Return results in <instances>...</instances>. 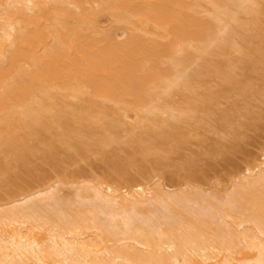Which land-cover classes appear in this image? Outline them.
<instances>
[{
  "label": "bare ground",
  "instance_id": "1",
  "mask_svg": "<svg viewBox=\"0 0 264 264\" xmlns=\"http://www.w3.org/2000/svg\"><path fill=\"white\" fill-rule=\"evenodd\" d=\"M263 16L264 0H0V178L36 151L48 158L65 145L71 156L96 145L107 156L115 144L135 153L154 144L140 145L149 123L157 142L180 134V121L202 123L217 94L196 85L211 66L218 95L251 96L232 53L264 68ZM218 53L228 56L211 58ZM221 119L228 126L231 113ZM123 123L132 134L124 139ZM259 146L222 194L177 190L156 169L118 183L64 177L21 187L0 198V264H264ZM71 182L74 199L60 194Z\"/></svg>",
  "mask_w": 264,
  "mask_h": 264
},
{
  "label": "rangeland",
  "instance_id": "2",
  "mask_svg": "<svg viewBox=\"0 0 264 264\" xmlns=\"http://www.w3.org/2000/svg\"><path fill=\"white\" fill-rule=\"evenodd\" d=\"M105 18L107 19V21L105 20ZM101 20L103 22V23L101 22V24L106 25L105 28H107V25H109L111 22L107 17H104V19ZM260 24L262 27L261 31L264 34V16L262 17ZM114 26L115 28L119 29L116 30L117 33L118 32L121 33L123 31L121 27L120 28L119 26L116 27L117 26L116 24H114ZM253 32L254 31L252 30L249 33H253ZM122 34H119L120 37ZM226 56L228 55L226 54ZM226 56L224 54L222 55L218 53L216 56L213 57L210 56V57L211 58L215 57V59L221 60V59H226ZM232 57H234V59L236 60L235 62L238 65L237 69L235 70L239 74L247 73L249 74L248 76H250L249 81L246 80L245 81L251 84L249 85L251 86L250 89L251 90L253 89L252 90L253 92L251 91L253 93V94L251 93V96L245 98L243 95L237 92L238 89L236 88H235V92H230V95L228 94V96L226 93H223L226 94L225 96L223 94L218 95L217 91L219 90L218 88H220L219 87L220 82L222 83V81L220 80V78H218L219 76L213 72L214 69L213 71L210 70L211 67L213 68V66H211L209 67L208 71H206L208 73L205 72L206 74L205 75L203 74V76H201L202 79L200 78V80L203 81L200 83L197 82L198 85H196V87L200 86V90L202 92L199 91L198 89L199 87L197 88L198 89L197 91L200 93H206L210 89L213 91L215 95L217 94L216 99L212 104V107H210V109H204L205 107L204 106L203 110L199 111L200 114L198 112V114L204 119L202 123L199 124L195 123L194 125V122L193 124H191L192 121H188V123L185 121L184 122L180 121L178 123L179 125H177L178 127L180 126L179 127L181 129L180 131H182L180 132V134L170 135L173 136V138L169 136L167 137L169 139L164 138L165 140H163V138H158L160 139V142H157V140L154 138L155 133L150 128L152 126L149 125L150 124L149 122L148 125L145 122L146 124L144 123V125H147L149 127L147 131L145 130L147 127L144 128V130L146 131L145 135L144 133L142 134L143 129L139 130L140 131L138 132L139 137H141L140 133L145 137V139L142 137L143 141H145L144 143L141 144V141L139 140L140 145L142 146L145 143H147L148 145L149 144L151 145L152 143L154 144L157 143L156 147L154 146V144L150 146V148L155 147V152L153 148H152L153 150L150 149L149 146H147L146 144H145V148H147V150L144 148H142L144 150H141V148L139 149L138 146L137 149L139 150H136L135 153L131 151L132 150L131 148L114 149V147H118L115 144L114 146H107L106 150L111 151V153H109L107 156L101 155L100 152L97 151V148L95 149L96 145L92 146V148L94 147L93 149L85 150L80 154L77 152H72L73 150H71L70 152L71 156H69L67 151L65 150L66 149L65 145L62 146L65 148H61L59 146L60 149H58L59 151L57 152V154L55 153V155L52 157L47 156L48 158H45V156L42 155L43 153L39 154L42 151L41 152L36 151L37 153L36 155L30 156L29 162H27L29 163L28 166L25 164L26 167L25 165L22 167L18 164V162L20 163L21 161H18L17 163H15L17 165H14V167L11 168L12 170H10V174L13 173V176L10 177V179H5L7 177H5L4 179L0 178V198H2V200L7 199L9 196H11L13 191H18V190L21 191L22 188L24 189L25 187H26L25 189H27L28 187H35L38 184H43L42 182L44 181L45 183H47L46 181H48L49 179L51 182L52 179L54 180L64 177L77 179L79 177L78 178L79 180L85 179L86 181L88 179L90 180V182H92L91 181L92 179L114 180L117 178L118 180H114V181H117L116 183H118V181L119 182L122 181V180L120 181L119 179L120 177L121 179L125 177L124 178L125 180H127L126 178H128L129 176L131 177V175L133 177H136L135 175L136 174L138 175L140 171L143 169L152 172L154 169H156V172L157 171H161V173L164 172L165 175L164 182L166 181L167 184H171V186L173 185L174 188L177 190L186 188L185 185L188 184L194 190H197L199 188L201 189L204 188V190L206 189L205 192L206 191L208 193L211 192L212 194L213 192H218V191L221 192V194L223 192L228 191L229 190L228 186H230L232 179L231 177L232 173L236 171L239 167L244 166L247 160L249 163L250 160H253L255 157L257 158L260 148L259 145L264 140V100H263L264 97L260 96L259 92L257 93V91L259 90L262 91L261 88L264 87L263 86L264 68L263 66H261L262 64L259 61H258L259 64L256 62L255 64L249 63L248 65H246V63L239 60V54L236 52L232 53ZM196 59L197 58H195V60ZM229 61L230 60H228L227 62ZM196 62H193L192 66H195ZM224 62H226V60ZM230 62L232 63V61ZM232 66L235 67V63L232 64ZM244 66L246 68H244ZM225 68L227 67L225 66ZM203 70H207V69H203ZM244 77L242 76L241 78L243 79ZM254 90L256 92H254ZM261 91L260 93L262 95L264 92ZM175 98L180 102L181 100L183 101L182 96L179 94L176 95ZM69 105L71 104L69 103ZM69 105H66L65 108H68ZM234 108L235 111H233ZM224 112L231 113V120H229L230 121L228 122L229 124L227 123L228 126H224L222 124L221 115ZM132 113L133 112L129 113V115H131ZM131 116H128L130 118L126 117V119L130 123L135 120L133 118L135 116L133 117ZM154 119L156 118L150 119L151 122ZM228 119H230V117ZM121 126L123 127L124 130L121 128L122 130L120 135H122L121 137H123L124 139L126 133L130 131V130L127 131L125 127L127 128L130 127V124L126 123L125 126L121 124ZM154 127L159 128V124L158 126H154ZM232 127L233 128L235 127V130H233ZM85 128L84 130H86ZM137 128L139 129L141 127H137ZM129 129H133V127ZM231 129L233 133H230ZM99 130L100 129H98V131ZM172 131L174 132L175 130L172 129ZM172 131L171 129H169V132L172 133ZM136 132L137 131H134V134ZM47 134H45V136ZM129 134L130 136L132 135L130 132ZM115 135L117 136V133H115ZM134 136L136 137V134ZM127 138H129V136ZM75 142L77 144V140ZM91 145L92 144H90V147ZM40 146L43 149L44 146L46 145L45 143H41ZM126 146L127 145H125V147ZM149 150H151L152 153ZM6 151L8 152V154H11L9 153L8 150H5V152ZM1 155L3 156L4 154ZM6 157L7 159H4L5 161L8 160V156ZM0 160L4 162L2 157L0 158ZM10 162H7V164H10ZM0 165L5 166V164H1V162ZM8 167L10 166L8 165ZM6 173L7 172L5 171V174ZM161 173L158 172V174ZM8 176H10L9 170H8ZM90 182L88 181V184H90ZM61 188L62 190H60V194L63 195L64 197L69 199H74L76 197V191H75L76 183L71 182L69 184L68 183L63 184ZM14 193L15 192H13V194ZM217 195L219 196L220 194L218 193Z\"/></svg>",
  "mask_w": 264,
  "mask_h": 264
}]
</instances>
